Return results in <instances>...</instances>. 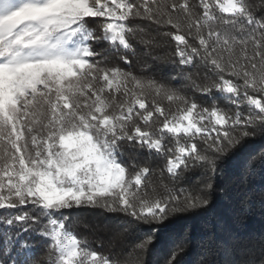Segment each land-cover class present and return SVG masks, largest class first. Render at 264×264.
<instances>
[{
	"label": "snow or ice",
	"instance_id": "1",
	"mask_svg": "<svg viewBox=\"0 0 264 264\" xmlns=\"http://www.w3.org/2000/svg\"><path fill=\"white\" fill-rule=\"evenodd\" d=\"M262 11L264 0H0V264H128L77 234L66 210L153 226L144 248L155 226L207 207L212 185L193 190L184 173L226 171L245 139L264 137ZM133 19L175 41V76L130 70L134 40L158 44ZM153 154L165 161L158 184Z\"/></svg>",
	"mask_w": 264,
	"mask_h": 264
},
{
	"label": "trees",
	"instance_id": "2",
	"mask_svg": "<svg viewBox=\"0 0 264 264\" xmlns=\"http://www.w3.org/2000/svg\"><path fill=\"white\" fill-rule=\"evenodd\" d=\"M251 2L260 7L261 0ZM260 14L264 15V11ZM102 22V18L93 21L98 33ZM129 23L144 29L146 38L158 42L157 46H147L139 39L134 40L137 57L133 58L130 70L140 72L146 62L157 78L175 76L179 71L171 63L178 59L175 41L159 34L158 26L148 21L133 19ZM109 64L126 67L114 54ZM173 83L185 86L187 95L199 104L211 106L212 98L195 92L187 80L177 78ZM215 98L222 106L231 107L220 94ZM163 104L168 107L167 101ZM122 159L131 163L127 152ZM151 159L157 169L152 179L158 184L159 170L165 161L156 154ZM237 159L240 161L237 166L215 175H202L199 170L184 173L179 183L186 187L196 190L205 184L212 185L206 189L209 205L174 214L164 225L155 226L159 228L157 239L144 248L137 245L153 226L141 224L136 230L131 218L98 208L82 207L66 210V214L74 218L72 226L77 234L91 241H102L103 248L99 251L115 253L116 257L127 259L128 264H164L173 252L175 264H264V137L245 139L237 151ZM163 180L168 182L166 172Z\"/></svg>",
	"mask_w": 264,
	"mask_h": 264
}]
</instances>
